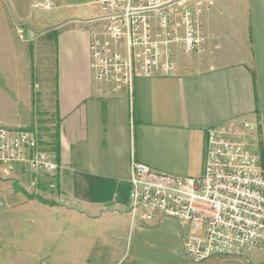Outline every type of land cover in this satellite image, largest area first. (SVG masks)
Returning <instances> with one entry per match:
<instances>
[{
  "label": "crops",
  "instance_id": "obj_1",
  "mask_svg": "<svg viewBox=\"0 0 264 264\" xmlns=\"http://www.w3.org/2000/svg\"><path fill=\"white\" fill-rule=\"evenodd\" d=\"M97 2L0 0L9 127L38 132L58 164L54 175L16 164L2 177L9 180V203L54 212L58 237L69 226L86 227L88 246L101 256L128 244L130 264H264V247L194 262L186 243L198 228L168 217L134 224L129 211L133 161L199 177L208 130L222 123L258 124L251 141L264 173V0L205 5L204 49L188 55L175 46V75L139 77L132 95L96 78L87 20ZM62 220L67 225L59 229Z\"/></svg>",
  "mask_w": 264,
  "mask_h": 264
},
{
  "label": "built area",
  "instance_id": "obj_2",
  "mask_svg": "<svg viewBox=\"0 0 264 264\" xmlns=\"http://www.w3.org/2000/svg\"><path fill=\"white\" fill-rule=\"evenodd\" d=\"M213 0H98L91 26V56L99 81L127 88L139 77L175 75V46L188 55L204 49L200 17ZM22 33V30H20ZM258 124L233 121L208 130L206 167L199 177L159 172L133 161L129 211L132 222L154 224L168 217L198 228L186 243L188 257L264 247V173L251 134ZM56 152L38 132L0 125V174L16 164L54 175Z\"/></svg>",
  "mask_w": 264,
  "mask_h": 264
},
{
  "label": "rangeland",
  "instance_id": "obj_3",
  "mask_svg": "<svg viewBox=\"0 0 264 264\" xmlns=\"http://www.w3.org/2000/svg\"><path fill=\"white\" fill-rule=\"evenodd\" d=\"M0 125L9 127V72L3 65H0ZM2 177L9 175L0 177V264H116L113 258L121 255L123 247L126 250L120 264H130L133 253L130 254L128 244L102 250L107 255L101 256L99 249L88 246L93 238L88 239L86 227L69 226L58 237L54 212L45 215L37 209L12 207L9 180ZM63 218L69 220V216ZM66 225L62 220L59 229Z\"/></svg>",
  "mask_w": 264,
  "mask_h": 264
}]
</instances>
